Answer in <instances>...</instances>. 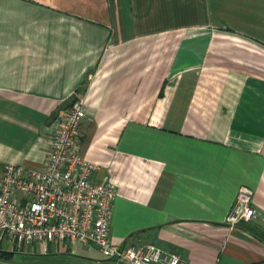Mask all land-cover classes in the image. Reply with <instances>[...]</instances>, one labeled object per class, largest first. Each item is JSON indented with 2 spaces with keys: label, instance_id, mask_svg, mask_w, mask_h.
I'll return each instance as SVG.
<instances>
[{
  "label": "crops",
  "instance_id": "obj_1",
  "mask_svg": "<svg viewBox=\"0 0 264 264\" xmlns=\"http://www.w3.org/2000/svg\"><path fill=\"white\" fill-rule=\"evenodd\" d=\"M76 96L114 243L264 264V0H0V175L43 164ZM242 186L254 214L231 225ZM51 244L34 264H69Z\"/></svg>",
  "mask_w": 264,
  "mask_h": 264
},
{
  "label": "built area",
  "instance_id": "obj_2",
  "mask_svg": "<svg viewBox=\"0 0 264 264\" xmlns=\"http://www.w3.org/2000/svg\"><path fill=\"white\" fill-rule=\"evenodd\" d=\"M86 105L75 97L58 117L49 152L38 168L4 165L0 175V250L21 251L49 242L96 247L117 264H184L180 255L154 244H117L110 235L116 189L111 181L93 182L96 163L80 152L77 137ZM227 222L250 219L251 189L237 191Z\"/></svg>",
  "mask_w": 264,
  "mask_h": 264
},
{
  "label": "rangeland",
  "instance_id": "obj_3",
  "mask_svg": "<svg viewBox=\"0 0 264 264\" xmlns=\"http://www.w3.org/2000/svg\"><path fill=\"white\" fill-rule=\"evenodd\" d=\"M175 38H171V39H166L167 40H171V44L175 43V40H173ZM58 246L57 242H52L51 247H56ZM65 246L68 248V253L67 255H69L68 257H71V262H69V264H114V262H111L110 260H107L106 257H104L101 253L99 252H85L82 250H79L78 253L72 254L71 251H69L70 249L73 248V246L69 243V242H65ZM78 249V245L76 246ZM33 248H36V250H38L37 245H34ZM92 248H96V247H92ZM80 249V248H79ZM35 250V252H33L32 246H27L25 245L23 247V249L21 251H15L12 260H10L9 263L11 264H34V262L32 261L31 257H41L39 255H31V254H35L37 251ZM54 250V248H53Z\"/></svg>",
  "mask_w": 264,
  "mask_h": 264
},
{
  "label": "trees",
  "instance_id": "obj_4",
  "mask_svg": "<svg viewBox=\"0 0 264 264\" xmlns=\"http://www.w3.org/2000/svg\"><path fill=\"white\" fill-rule=\"evenodd\" d=\"M74 98L75 97H73L70 100V103H71V101H73ZM12 258H13V253L12 252L0 250V264H11L9 262H10V260H12Z\"/></svg>",
  "mask_w": 264,
  "mask_h": 264
}]
</instances>
